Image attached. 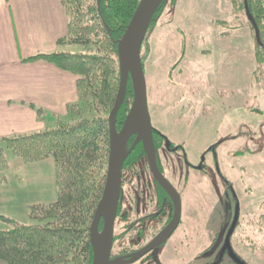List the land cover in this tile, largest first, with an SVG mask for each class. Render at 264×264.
<instances>
[{"label": "rangeland", "instance_id": "374dc122", "mask_svg": "<svg viewBox=\"0 0 264 264\" xmlns=\"http://www.w3.org/2000/svg\"><path fill=\"white\" fill-rule=\"evenodd\" d=\"M247 21L232 0H171L147 32L149 50L146 53L144 49L143 64L154 127L169 137L175 135L172 133L177 127L181 136L187 137L193 153L220 143L215 171L229 182L216 180L215 203L199 209L197 222L189 227L188 220L184 231L169 241L168 245L175 244L181 234L184 249L192 244L182 252L181 264H231L221 249L195 261L211 240L220 233L219 240L223 237L231 215L234 217L235 205L217 202L228 186H233L240 196L243 216L232 238L233 251L243 255L249 264H264V69L257 71L255 41ZM78 49V45H71L67 51L77 53ZM178 122L181 123L177 125ZM1 145L3 156L11 159L13 152ZM42 172L50 175V167ZM39 187L36 183L24 190H28L29 197H37ZM196 187L197 191L184 189L186 205L196 204L203 196L210 197L206 183ZM42 193L48 198L50 191ZM28 213L29 208L14 220L37 225ZM0 223L2 229L9 227L2 219Z\"/></svg>", "mask_w": 264, "mask_h": 264}, {"label": "trees", "instance_id": "16d2710c", "mask_svg": "<svg viewBox=\"0 0 264 264\" xmlns=\"http://www.w3.org/2000/svg\"><path fill=\"white\" fill-rule=\"evenodd\" d=\"M140 1L61 0L69 17L67 41L78 45L79 51H54L24 60L29 64L43 61L55 64L78 76L79 99L68 106L66 117H56L44 130L0 138V143L26 163L52 158L58 190L56 202L29 207L28 214L37 225L1 218L9 226L0 231V261L4 264L93 263L90 228L105 189L110 154L108 117L120 86L118 42ZM170 1L157 10L148 34ZM245 1L260 32L258 42L253 23L247 21L253 31L255 63L260 71L264 69V0H232L234 8L243 11L246 17ZM148 34L142 50L143 61L144 49L146 53L149 50ZM127 94L117 117L118 129L133 101L130 82ZM36 111L39 119L45 121L46 112ZM134 152L133 156L143 153L140 147ZM117 250L115 246L114 253Z\"/></svg>", "mask_w": 264, "mask_h": 264}, {"label": "crops", "instance_id": "0c3cea01", "mask_svg": "<svg viewBox=\"0 0 264 264\" xmlns=\"http://www.w3.org/2000/svg\"><path fill=\"white\" fill-rule=\"evenodd\" d=\"M68 23L61 0H0V138L44 130L56 117H66L68 106L78 102V76L44 61L24 62L38 54L67 51L72 45L67 41ZM36 109L46 112L45 121ZM1 144L0 219L14 220L31 205L56 202L53 159L26 163L14 154L6 159ZM46 166L50 175L42 172ZM36 183L38 196L29 197L24 188ZM48 191L44 198L42 192Z\"/></svg>", "mask_w": 264, "mask_h": 264}, {"label": "flooded vegetation", "instance_id": "af4514ba", "mask_svg": "<svg viewBox=\"0 0 264 264\" xmlns=\"http://www.w3.org/2000/svg\"><path fill=\"white\" fill-rule=\"evenodd\" d=\"M180 123L181 122H178L177 125ZM183 123L185 125H191L190 122ZM152 127L154 128L155 162L157 163L158 171L167 179L174 189H176L179 196H181L182 214L175 234L167 243L155 247L151 252L147 253L143 258L133 264H181L183 262L182 252L187 248H191L192 244L189 243L188 247L184 249V240L182 239L184 237H182L181 234L177 236V239L174 241L176 242L175 244L168 245L169 241L175 237L178 232L184 231L183 227H186L188 220H191L188 224L189 227L197 222L200 213L199 209H202L205 205H213L215 203V196L217 194L215 195L214 192V182L216 180H222L224 183L226 182V184H229V182L223 179L221 172L215 171L219 164L218 150L221 144H211L207 146L205 151L193 153L190 151V147L187 144L188 142L185 139L187 137L185 135L182 137L181 135H183V133L179 132L177 127L174 126L176 133H172L175 134L172 137H169V134H166V132L159 127H154L153 123ZM121 128L122 126L119 131ZM196 134L200 135V132L197 131ZM233 138L236 139L237 136ZM129 140L127 146L129 155L124 162L125 165L122 174L123 189L114 231L115 237L113 245L114 247L116 246L118 250L116 253L112 251V260L118 257L124 258L131 256V254L142 251L146 246L151 244L154 238L164 232L174 221L176 214V208L172 197L168 194L166 189L157 182L155 174L152 172L146 152L143 149V144L139 143L135 148H132L136 142V137L133 136ZM138 147L142 148L143 153L140 152L138 155H134V157V150ZM212 161H215L214 167ZM198 181L200 183H206L207 189L210 190V197L203 196L201 200L198 199L196 201V204L186 205L183 196L185 195L184 189L190 187L197 191L196 186L200 184ZM232 189L233 186H228L227 190L224 191L225 193H222L223 197L219 198L218 196L217 202L225 206L235 205L236 210L237 206L240 205V217L234 234L230 238L233 250L232 238L240 229L243 216L240 196ZM236 210L234 217L231 215V222L223 224L224 227L227 224V230H225L223 237L219 240L220 233L217 238L211 240L212 242L210 245L202 250L201 256H198L195 261L209 257L221 249L222 254L229 257L231 264H249L246 262L243 255L236 251L233 257L234 259H231V253L226 246V237L234 223ZM186 215L187 217L185 218ZM101 225H103V223ZM181 226L182 228L180 229ZM124 252L127 253L123 254ZM116 256L118 257L116 258Z\"/></svg>", "mask_w": 264, "mask_h": 264}, {"label": "water", "instance_id": "95a60500", "mask_svg": "<svg viewBox=\"0 0 264 264\" xmlns=\"http://www.w3.org/2000/svg\"><path fill=\"white\" fill-rule=\"evenodd\" d=\"M166 1L167 0H141L122 39L118 42L120 86L114 108L108 117L110 154L108 160L109 166L106 174L107 179L104 186L105 189L90 228V243L93 247L94 257L92 264H133L143 258L147 253L151 252L155 247L165 245L175 234L181 220V196H179L176 189H174L167 179L159 173L157 163L155 162L154 128L152 127V117L150 116L148 105V82H146L142 59V47L146 34L151 26L152 20L156 16L157 10ZM245 9L247 20L253 23L256 31V38L259 42L260 32L249 11L247 1H245ZM129 82L132 83V91L134 94L133 101L126 115V120L119 131V129H117V117L126 101ZM133 136L136 137V142L132 148H135L139 143L143 144V149L146 152L152 172L155 174L157 182L163 186L172 197L176 208V214L174 221L164 232L154 238L151 244L146 246L142 251L131 254V256L112 260L111 254L114 247V231L123 189L122 174L125 165L124 162L129 155V152H127L129 139ZM239 213L240 205L237 206L234 223L226 237V246L232 258L234 257V251L231 247L230 238L233 236L236 229L240 217ZM102 223L103 228L100 229Z\"/></svg>", "mask_w": 264, "mask_h": 264}]
</instances>
